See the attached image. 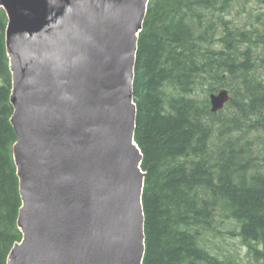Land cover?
Returning a JSON list of instances; mask_svg holds the SVG:
<instances>
[{"label": "water", "instance_id": "1", "mask_svg": "<svg viewBox=\"0 0 264 264\" xmlns=\"http://www.w3.org/2000/svg\"><path fill=\"white\" fill-rule=\"evenodd\" d=\"M149 0H0L22 241L7 264H143L134 72ZM210 95L211 111L229 102Z\"/></svg>", "mask_w": 264, "mask_h": 264}, {"label": "trees", "instance_id": "2", "mask_svg": "<svg viewBox=\"0 0 264 264\" xmlns=\"http://www.w3.org/2000/svg\"><path fill=\"white\" fill-rule=\"evenodd\" d=\"M238 1L149 0L133 84L143 264H249L218 251L226 221L243 245L264 242V17L233 23ZM7 24L0 7V264L22 240ZM221 89L230 101L212 113L209 96Z\"/></svg>", "mask_w": 264, "mask_h": 264}, {"label": "rangeland", "instance_id": "3", "mask_svg": "<svg viewBox=\"0 0 264 264\" xmlns=\"http://www.w3.org/2000/svg\"><path fill=\"white\" fill-rule=\"evenodd\" d=\"M260 17H264V4L258 0H239L234 4L228 18L243 27L246 24L258 26ZM220 230L221 233L215 241L221 256L233 259L242 257L246 261V248L242 246L241 238L238 235L240 228L234 223L226 221Z\"/></svg>", "mask_w": 264, "mask_h": 264}, {"label": "flooded vegetation", "instance_id": "4", "mask_svg": "<svg viewBox=\"0 0 264 264\" xmlns=\"http://www.w3.org/2000/svg\"><path fill=\"white\" fill-rule=\"evenodd\" d=\"M245 248L248 250L249 264H264V242L262 240L255 241L251 247L245 245Z\"/></svg>", "mask_w": 264, "mask_h": 264}]
</instances>
